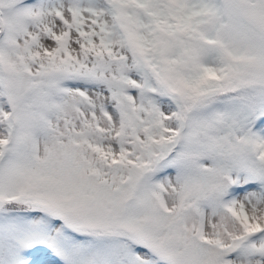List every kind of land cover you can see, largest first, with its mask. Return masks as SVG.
Segmentation results:
<instances>
[{
  "label": "snow or ice",
  "instance_id": "obj_1",
  "mask_svg": "<svg viewBox=\"0 0 264 264\" xmlns=\"http://www.w3.org/2000/svg\"><path fill=\"white\" fill-rule=\"evenodd\" d=\"M0 264H264V0H0Z\"/></svg>",
  "mask_w": 264,
  "mask_h": 264
}]
</instances>
